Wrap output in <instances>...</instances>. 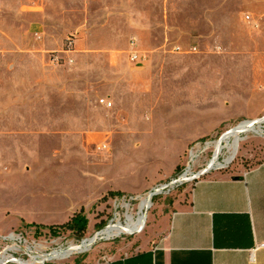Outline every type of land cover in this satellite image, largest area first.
<instances>
[{
	"label": "rangeland",
	"instance_id": "obj_1",
	"mask_svg": "<svg viewBox=\"0 0 264 264\" xmlns=\"http://www.w3.org/2000/svg\"><path fill=\"white\" fill-rule=\"evenodd\" d=\"M41 20L52 42L70 34L82 40L80 29L87 25L93 38L114 31L116 41L125 45L112 63L92 56L79 57L66 67L56 65L50 60L56 51H36L42 42L26 28ZM3 40L6 47L1 46ZM16 42L24 44V55L35 56V63L28 57L23 63L24 103L29 108L24 119H50L55 124L5 127L0 122V254L14 246L17 251L10 254L16 259L78 244L118 218L123 223L127 212L137 214L140 196L184 173L190 152L198 155L191 171L199 172L213 154L212 145L203 151L205 142L264 115L248 117L257 103L236 94L248 96L253 72L264 66V0H0V120L16 117L14 107L3 110L20 93ZM131 42L144 60L130 62ZM223 71L226 91L236 95L208 108L204 101L218 91L210 81L216 76L219 83ZM195 76L200 84L196 102L189 87ZM45 77L51 87L40 85V95L33 94L32 83ZM108 94L115 102L103 109L99 100ZM71 118L81 119L85 127L66 125ZM263 160L264 135L248 134L228 166L205 175L234 174ZM190 184L154 195L139 229L97 240L89 250L143 236L160 209ZM81 210L87 220L82 237L69 229H51Z\"/></svg>",
	"mask_w": 264,
	"mask_h": 264
},
{
	"label": "crops",
	"instance_id": "obj_2",
	"mask_svg": "<svg viewBox=\"0 0 264 264\" xmlns=\"http://www.w3.org/2000/svg\"><path fill=\"white\" fill-rule=\"evenodd\" d=\"M44 17V14H41V19ZM44 22L42 20L29 22L26 26L28 30H32L35 41L42 42L38 44L39 49L35 50L59 52L64 40L62 37L53 42L48 39L47 26ZM80 32L84 39L75 40L72 53L61 55L65 67L79 57L95 56L99 61L105 58L107 62L112 63L117 56L116 52L125 45V42L116 41L114 31L108 37L93 38V30L86 25L81 27ZM137 38L139 48L143 50L144 45L139 41V35ZM3 42L1 46L6 47L8 42L6 40ZM15 46L19 54L15 77L20 93L14 104H5L3 110L9 111L14 107L16 117L14 119L6 117L0 122L5 127H37L40 124L53 127L54 121L50 119H24V111L29 108L28 104L24 103L23 63L25 57L31 58L35 63V56L23 54V43L16 42ZM161 48L162 44L159 49ZM138 51L141 53L140 50ZM141 55L144 56L142 53ZM152 58L149 54V59ZM178 59H184V57ZM225 74L226 72L223 71L219 75V83L216 81V76L212 77L210 87L218 91L210 93L204 101L207 102L208 108L222 104L228 100L229 96L238 94L244 100L257 103L254 113L248 117L262 114L264 112V66L260 72H253L248 96H243L241 93L231 95V92H227ZM32 75L34 78V72ZM32 84V93L38 96L40 95L39 86L51 87L52 81L45 77ZM189 85L191 95L194 96L192 100L199 101L196 93L200 86L198 76L193 77ZM114 99V95H107V101L113 103ZM100 106L108 109L103 105ZM31 110H38V108L32 106ZM229 120L231 119H221L212 126ZM84 123L81 119L71 118L65 124L85 127ZM212 126L207 127L204 132H208ZM47 132L54 131L47 130ZM15 133L21 132L16 130ZM263 243L264 160L248 168L241 167L234 174L212 173L199 178L189 187H185L184 192L174 198L168 206L160 209L157 217L150 223L148 232L141 237L134 238L126 244L112 243L97 246L80 256L68 258L69 260L65 262L43 264H264V247L256 248Z\"/></svg>",
	"mask_w": 264,
	"mask_h": 264
},
{
	"label": "bare ground",
	"instance_id": "obj_3",
	"mask_svg": "<svg viewBox=\"0 0 264 264\" xmlns=\"http://www.w3.org/2000/svg\"><path fill=\"white\" fill-rule=\"evenodd\" d=\"M264 124V115L260 118H254L246 121H242L233 128L226 130L216 141L208 143L205 145L203 151H206L210 145L213 148L212 157L207 162L205 169L209 170H218L228 166L236 157L240 142L243 141L248 134L255 135H264L262 130V125ZM197 158L195 152L189 153V161L194 162V159ZM191 173L190 166L187 168L186 173L182 175V179H186ZM162 191L160 189L156 190L155 194H159ZM153 196H149V192L144 196L139 197L138 211L134 216L130 212L125 214V220L122 223L118 218L115 223H110L105 229L99 232L97 235L86 238L80 243H71L66 247L59 248L54 250L50 254H45L41 256L31 257L29 260L16 259L11 252L17 251V248L14 246L7 247L0 254V264H6V262H13L16 264H43L45 261L51 260H62L70 257L76 253L86 252L95 242L94 236L99 237V240H107L110 238L118 237L122 234L131 233L139 229L145 220V214L151 205V200ZM127 208L128 205H125ZM113 222V221H111ZM10 240H14L11 236L8 237ZM30 251V248H28Z\"/></svg>",
	"mask_w": 264,
	"mask_h": 264
},
{
	"label": "built area",
	"instance_id": "obj_4",
	"mask_svg": "<svg viewBox=\"0 0 264 264\" xmlns=\"http://www.w3.org/2000/svg\"><path fill=\"white\" fill-rule=\"evenodd\" d=\"M244 19L248 23L251 22L250 16H245ZM75 40H76V38L73 34L66 36L64 39V44H63L62 49L59 52L51 53V55H50L51 62L56 64V65L64 64L65 62H64V59L62 58L61 55H66V54H70L73 52ZM128 55H129L130 62H133V63H137V62L144 60V56H142L141 53L135 48L134 42L129 43V54ZM99 104L105 106L106 108H110L112 106V103L107 101L106 99H100ZM208 143H211V142H205V145ZM98 149H100V148H98ZM197 157H198V155H197ZM190 164H192V163L189 161L187 164V168L190 166ZM187 168H186V170H187ZM186 170L184 171V173L177 176L176 178L171 179L166 184H161V185H158V186L153 187V188H155L157 190L160 189V191H162L161 193H163L166 190L169 191L170 189H172L176 186H180L184 183L190 182L192 184L196 180L201 178V177L195 178L196 174H198L200 171L196 172V173H193L191 171V173L189 174V176L186 179H182V175H184L186 173ZM164 185H166V186L162 187ZM161 193H159V194H161ZM155 195H157V194H155ZM262 247H264V243L256 246V248H262Z\"/></svg>",
	"mask_w": 264,
	"mask_h": 264
},
{
	"label": "trees",
	"instance_id": "obj_5",
	"mask_svg": "<svg viewBox=\"0 0 264 264\" xmlns=\"http://www.w3.org/2000/svg\"><path fill=\"white\" fill-rule=\"evenodd\" d=\"M58 227L69 229L72 232L77 233L78 238H80L84 235L86 231L87 220L81 210L80 212L76 213L67 223L61 226H51V229H56Z\"/></svg>",
	"mask_w": 264,
	"mask_h": 264
},
{
	"label": "water",
	"instance_id": "obj_6",
	"mask_svg": "<svg viewBox=\"0 0 264 264\" xmlns=\"http://www.w3.org/2000/svg\"><path fill=\"white\" fill-rule=\"evenodd\" d=\"M210 170L209 169H203V170H201L198 174H196V177L195 178H199V177H201V176H204L205 174H207L208 172H209ZM166 185H164V186H162V187H165ZM156 190L157 189H155V188H153V189H151L150 191H149V196L151 197V196H154L155 195V193H156ZM107 227V226H106ZM105 227V228H106ZM105 228H103V229H105ZM102 229V230H103ZM102 230H100L99 232H101ZM99 232H97V233H95L94 235H97ZM94 239H97V240H99V237H97V236H94ZM83 240H86V239H83ZM82 240V241H83ZM97 240H95V241H97ZM81 241V242H82ZM95 243V242H94ZM93 243V244H94Z\"/></svg>",
	"mask_w": 264,
	"mask_h": 264
}]
</instances>
